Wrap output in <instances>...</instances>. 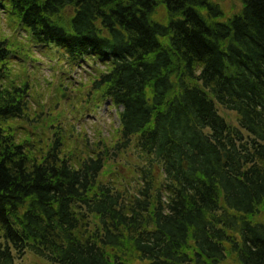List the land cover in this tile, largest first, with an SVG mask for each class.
Here are the masks:
<instances>
[{
    "label": "trees",
    "instance_id": "1",
    "mask_svg": "<svg viewBox=\"0 0 264 264\" xmlns=\"http://www.w3.org/2000/svg\"><path fill=\"white\" fill-rule=\"evenodd\" d=\"M238 1L0 0L119 111L112 147L50 138L0 28V264H264V0Z\"/></svg>",
    "mask_w": 264,
    "mask_h": 264
},
{
    "label": "rangeland",
    "instance_id": "2",
    "mask_svg": "<svg viewBox=\"0 0 264 264\" xmlns=\"http://www.w3.org/2000/svg\"><path fill=\"white\" fill-rule=\"evenodd\" d=\"M224 12L227 20L242 10L238 0H215ZM158 19L164 21L163 9H159ZM0 28L5 38H11L13 43L20 46L18 58H13V75L16 79L28 80L31 84L30 109L37 113V126L47 127L50 138L54 137L60 127L68 146L72 149L81 147V144L97 145L103 148L112 147L115 143L113 135L119 129V111L109 102H95L88 98L90 91L89 80L94 71L90 66L78 67L77 63L62 61L63 51L54 45L44 48L36 46L28 34L17 25H12L10 20L0 13ZM60 57V58H59ZM62 61V62H61ZM74 66V68L71 67ZM97 67V66H96ZM103 70V67L98 66ZM87 83V86H84ZM83 85L82 98L79 101L77 88ZM61 86L63 90L61 92ZM63 94V95H62ZM65 98L63 99V97ZM219 115L235 128L239 127L236 112H230L217 105ZM42 113V114H41ZM40 117V118H39ZM28 128L32 127L27 125ZM64 138V137H63ZM134 161L132 151L120 156L109 164L114 166L113 171H122L123 175L130 176L131 172L125 167L126 160ZM112 177L110 174L109 179ZM264 220V216L260 219ZM15 264H53L32 251H27L22 259H16Z\"/></svg>",
    "mask_w": 264,
    "mask_h": 264
},
{
    "label": "water",
    "instance_id": "3",
    "mask_svg": "<svg viewBox=\"0 0 264 264\" xmlns=\"http://www.w3.org/2000/svg\"><path fill=\"white\" fill-rule=\"evenodd\" d=\"M65 98V96L63 97V99ZM227 160V154H224V162H226ZM185 167H187V164H185Z\"/></svg>",
    "mask_w": 264,
    "mask_h": 264
}]
</instances>
